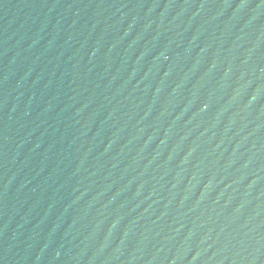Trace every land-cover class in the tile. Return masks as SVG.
<instances>
[{"label":"water","instance_id":"water-1","mask_svg":"<svg viewBox=\"0 0 264 264\" xmlns=\"http://www.w3.org/2000/svg\"><path fill=\"white\" fill-rule=\"evenodd\" d=\"M38 0H0V264H36Z\"/></svg>","mask_w":264,"mask_h":264}]
</instances>
